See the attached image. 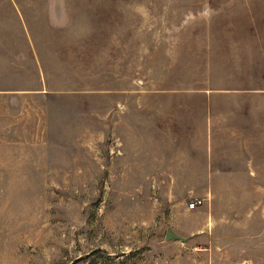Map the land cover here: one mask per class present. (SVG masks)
Returning a JSON list of instances; mask_svg holds the SVG:
<instances>
[{
	"label": "rangeland",
	"instance_id": "rangeland-1",
	"mask_svg": "<svg viewBox=\"0 0 264 264\" xmlns=\"http://www.w3.org/2000/svg\"><path fill=\"white\" fill-rule=\"evenodd\" d=\"M179 95L195 136L225 99L233 182H143L141 97ZM0 264H264V0H0Z\"/></svg>",
	"mask_w": 264,
	"mask_h": 264
},
{
	"label": "crops",
	"instance_id": "crops-1",
	"mask_svg": "<svg viewBox=\"0 0 264 264\" xmlns=\"http://www.w3.org/2000/svg\"><path fill=\"white\" fill-rule=\"evenodd\" d=\"M195 99L199 98L186 95L141 97V176L145 178L143 182L199 185L231 183L234 179L228 178L241 173L235 171L236 167H244L239 161L249 159L250 156L243 150L245 156L236 152H219L215 147L214 135L209 133L210 105L215 100L225 99L219 96L205 98L204 111L200 113L201 123L198 121L197 124L200 130L205 127V133H196V136L193 129ZM201 199V204L195 208L188 205V210L204 206L207 199ZM177 235L181 238L173 239L195 245L203 233Z\"/></svg>",
	"mask_w": 264,
	"mask_h": 264
},
{
	"label": "built area",
	"instance_id": "built-area-1",
	"mask_svg": "<svg viewBox=\"0 0 264 264\" xmlns=\"http://www.w3.org/2000/svg\"><path fill=\"white\" fill-rule=\"evenodd\" d=\"M203 202L202 199H195L189 203L190 208H195L197 205L201 204Z\"/></svg>",
	"mask_w": 264,
	"mask_h": 264
},
{
	"label": "water",
	"instance_id": "water-1",
	"mask_svg": "<svg viewBox=\"0 0 264 264\" xmlns=\"http://www.w3.org/2000/svg\"><path fill=\"white\" fill-rule=\"evenodd\" d=\"M168 238H181L179 235L175 234L173 231H168L167 233Z\"/></svg>",
	"mask_w": 264,
	"mask_h": 264
}]
</instances>
